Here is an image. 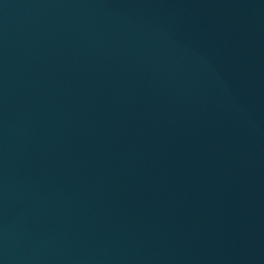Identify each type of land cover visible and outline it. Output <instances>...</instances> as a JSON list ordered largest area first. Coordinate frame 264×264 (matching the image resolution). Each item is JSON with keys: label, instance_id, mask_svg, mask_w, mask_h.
I'll return each instance as SVG.
<instances>
[{"label": "water", "instance_id": "95a60500", "mask_svg": "<svg viewBox=\"0 0 264 264\" xmlns=\"http://www.w3.org/2000/svg\"><path fill=\"white\" fill-rule=\"evenodd\" d=\"M0 264H264V0H0Z\"/></svg>", "mask_w": 264, "mask_h": 264}]
</instances>
